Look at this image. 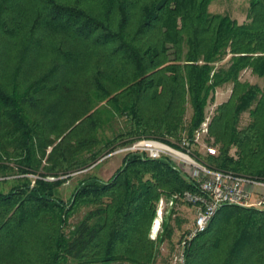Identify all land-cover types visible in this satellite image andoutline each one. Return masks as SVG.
<instances>
[{
	"label": "trees",
	"instance_id": "16d2710c",
	"mask_svg": "<svg viewBox=\"0 0 264 264\" xmlns=\"http://www.w3.org/2000/svg\"><path fill=\"white\" fill-rule=\"evenodd\" d=\"M211 2L0 0V34L21 44L13 71L8 77L0 72V178L13 169L36 176L33 183L24 178L7 193L0 192V264H154L160 244L172 234L165 219L162 232L150 239L158 200L195 191L168 160L127 155L107 182L83 178L68 202L56 196V187L64 181L45 178L69 176L106 150L139 138L170 144L191 140L204 121L208 101L227 83L233 85L230 98L216 108L208 128L217 154L204 160L217 170L264 181V85L239 80L246 69L264 78V0H249L242 24L210 14ZM20 14L22 20L15 19ZM46 32L86 41L102 52L92 73L95 96L114 115L125 116L130 131L124 135L127 140L117 143L115 138L94 151L97 117L87 114L63 131L68 132L51 151L54 165L43 174L35 155L41 125L29 122L28 111L37 107L39 94L52 90L56 60L67 68L74 62L71 52L53 45L51 67L19 91L21 66L32 51L44 52L41 35ZM225 56H230L228 67L215 68ZM186 104L192 109L188 127ZM245 111L250 123L239 129ZM79 127L86 136L72 148L67 140ZM6 145L16 153L14 167L2 160ZM232 148L236 157L230 154ZM81 149L90 155L76 159ZM81 205L93 208L70 225L69 218ZM225 209L226 224L214 228ZM254 216L264 217V212L222 208L191 241L184 264H264V229L253 228Z\"/></svg>",
	"mask_w": 264,
	"mask_h": 264
},
{
	"label": "rangeland",
	"instance_id": "374dc122",
	"mask_svg": "<svg viewBox=\"0 0 264 264\" xmlns=\"http://www.w3.org/2000/svg\"><path fill=\"white\" fill-rule=\"evenodd\" d=\"M249 9V0H212L208 7V12L212 15L227 16L237 23L242 24L246 22V16ZM20 15H15V19H20ZM22 20V17L21 19ZM19 20V21H20ZM50 32L41 35L43 40V51H32L26 62L21 66V73L17 78L19 91H22L29 84L39 79L53 64V45L61 51L71 52L74 56V62L69 65L70 68L65 67L63 61L56 60L59 64L57 76L53 81L52 90L43 92L38 95L39 102L37 107L28 111V118L31 124L38 123L39 134L35 137V155L36 160L40 162L39 172L46 174L47 169L54 165L55 157L52 154V148L58 144L59 137L64 136L63 133L70 125L74 124L76 120L83 121L87 114H92L97 117L98 127L94 133L96 144L93 150L104 148L108 142L116 138V142L125 141L128 137L124 136L130 131V122L125 116L114 115L105 101H99L94 92V84L92 80V73L96 68L99 54L102 53L86 41H74L73 39H66L61 35ZM39 37V36H38ZM21 44L19 40L11 39L5 35L0 34V72L4 71L3 77H8V73L13 71L17 64V59L20 56ZM230 56H225L215 64V68L226 69L229 65ZM2 77V78H3ZM1 78V79H2ZM4 80V78L2 79ZM239 80L242 83L250 85H257L262 87L264 85V78H259L251 74L249 69L243 70L239 75ZM232 83H227L217 88L207 106L205 108V116L210 117V120L215 114L216 108L228 101L232 91ZM192 116V109L189 104H186V114L184 118L185 127L189 126ZM250 123L249 112H243L238 120V128L243 129ZM77 124V123H76ZM85 124V123H84ZM83 124V125H84ZM5 125V124H4ZM79 127L77 134H71L67 140L72 148L76 147L79 140L85 137L80 133ZM85 130V129H83ZM6 132V130H5ZM90 135V134H89ZM92 135V134H91ZM123 135V139L117 138ZM209 136V135H208ZM213 138L208 137L207 145L213 144ZM195 150L200 153L203 159L206 158L204 149L197 145ZM112 151V150H111ZM5 152V153H4ZM7 153V154H6ZM110 153L107 150L99 157L93 164L85 169L75 171L69 176L59 175V177L46 176L45 180L53 182L57 179L64 182L56 187V196L65 202L71 200L78 183L85 177L94 176L103 182H107L115 171L121 166L123 158L121 156H113L104 159L98 163L104 156ZM2 154V160L10 163L14 167V160L16 153L13 148L6 145ZM231 155H235V148L230 151ZM90 152L87 149H81L77 152L76 159L88 157ZM28 178L32 181L36 179L35 175L27 174L20 175L17 169H13L5 178H0V192L7 193L13 186H15L21 179ZM93 208L88 205L79 206L73 215L69 218V224L74 225L83 216ZM229 209L223 210L215 220L214 228L225 225L227 222V212ZM231 211V210H230ZM189 213H191L189 215ZM194 214L190 212L189 208L178 203L176 209L172 210L170 215L166 217L169 228L172 230L171 237L165 239L158 248V253L154 264H175L174 256L177 242L182 235L188 231L191 226ZM253 228L261 227L264 229V217L254 216ZM162 232V231H161Z\"/></svg>",
	"mask_w": 264,
	"mask_h": 264
},
{
	"label": "built area",
	"instance_id": "2783aa9c",
	"mask_svg": "<svg viewBox=\"0 0 264 264\" xmlns=\"http://www.w3.org/2000/svg\"><path fill=\"white\" fill-rule=\"evenodd\" d=\"M210 117L201 123L193 138H182L172 144L154 138H139L113 149L98 163L113 156L139 155L149 160H168L173 168L195 186V191H184L170 197H160L152 221L150 239L155 240L162 224L178 203L186 205L194 214L191 226L177 242L175 264H184L185 252L191 241L206 231L217 213L224 207H238L264 212V181L210 166L195 150L199 145L206 156H215L217 149L207 145Z\"/></svg>",
	"mask_w": 264,
	"mask_h": 264
},
{
	"label": "crops",
	"instance_id": "0c3cea01",
	"mask_svg": "<svg viewBox=\"0 0 264 264\" xmlns=\"http://www.w3.org/2000/svg\"><path fill=\"white\" fill-rule=\"evenodd\" d=\"M123 158V157H122ZM191 213H189V215H190Z\"/></svg>",
	"mask_w": 264,
	"mask_h": 264
}]
</instances>
